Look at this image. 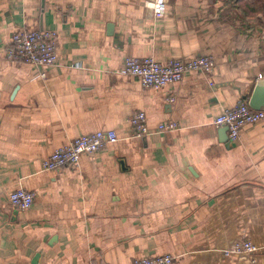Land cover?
I'll list each match as a JSON object with an SVG mask.
<instances>
[{"label": "crops", "instance_id": "crops-1", "mask_svg": "<svg viewBox=\"0 0 264 264\" xmlns=\"http://www.w3.org/2000/svg\"><path fill=\"white\" fill-rule=\"evenodd\" d=\"M152 1L0 0V264H249L224 253L238 235L264 264V121L235 143L214 125L264 78V0H167L162 19ZM20 30L57 32L58 64L7 61ZM203 56L216 62L212 86L200 73L162 89L115 74L127 57ZM140 112L151 129H179L135 138ZM102 130L119 141L77 170L42 171ZM20 188L35 194L27 211L9 201Z\"/></svg>", "mask_w": 264, "mask_h": 264}, {"label": "built area", "instance_id": "built-area-1", "mask_svg": "<svg viewBox=\"0 0 264 264\" xmlns=\"http://www.w3.org/2000/svg\"><path fill=\"white\" fill-rule=\"evenodd\" d=\"M154 19L164 18L167 11V0H153L147 3ZM59 37L55 31L20 30L13 34L9 46L5 50V59L20 65H33L36 67H49L58 64ZM216 68V62L211 56H203L191 60H172L161 63L151 57L134 58L127 57L123 66L115 71L122 77H133L140 81L144 89H162L172 83L180 82L188 73H200L208 77V83H214L210 79ZM42 78L46 77L42 73ZM174 97L169 99L173 102ZM264 121V110H254L248 101L240 102L236 107L225 110L214 120L217 128H227L231 143L237 142L244 127L255 125ZM132 136L145 138L153 134H167L179 129L175 122H163L155 129L148 126L147 116L144 112L135 114L130 119ZM119 141L114 130H102L70 140L59 147L42 163L43 172H58L64 169L77 170L83 155L93 157L109 144ZM11 206L17 211H27L32 208L35 194L26 189H18L9 195ZM258 247L238 235L232 244L224 251L226 255H235L242 262L257 264L255 254ZM176 258L170 254L157 258L135 259L133 264H175ZM106 264V263H99Z\"/></svg>", "mask_w": 264, "mask_h": 264}, {"label": "water", "instance_id": "water-1", "mask_svg": "<svg viewBox=\"0 0 264 264\" xmlns=\"http://www.w3.org/2000/svg\"><path fill=\"white\" fill-rule=\"evenodd\" d=\"M248 103L254 110H264V78L257 81Z\"/></svg>", "mask_w": 264, "mask_h": 264}, {"label": "rangeland", "instance_id": "rangeland-1", "mask_svg": "<svg viewBox=\"0 0 264 264\" xmlns=\"http://www.w3.org/2000/svg\"><path fill=\"white\" fill-rule=\"evenodd\" d=\"M262 11H264L263 7H262ZM134 58H140V57H134ZM16 210V209H15Z\"/></svg>", "mask_w": 264, "mask_h": 264}]
</instances>
